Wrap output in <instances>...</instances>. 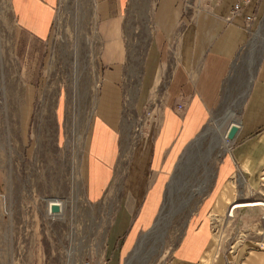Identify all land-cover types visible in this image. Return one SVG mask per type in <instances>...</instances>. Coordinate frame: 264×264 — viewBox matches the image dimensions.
Wrapping results in <instances>:
<instances>
[{
  "label": "crops",
  "instance_id": "crops-1",
  "mask_svg": "<svg viewBox=\"0 0 264 264\" xmlns=\"http://www.w3.org/2000/svg\"><path fill=\"white\" fill-rule=\"evenodd\" d=\"M130 1H92L101 75L84 195L95 212L107 198L114 215L93 264H129L138 239L172 228L178 214H185L183 232L164 264H264V206H244L264 203V0H147L154 7L137 83L126 65L136 51L123 39ZM58 2L0 0L1 63L18 60L21 36L50 39ZM123 86H132L137 108L160 102L153 131L127 159L119 132ZM4 106L1 95L2 131ZM232 124L238 130L227 141ZM249 199L260 201L243 202ZM234 213L243 214V235L236 252H227L214 224L228 226Z\"/></svg>",
  "mask_w": 264,
  "mask_h": 264
},
{
  "label": "rangeland",
  "instance_id": "rangeland-1",
  "mask_svg": "<svg viewBox=\"0 0 264 264\" xmlns=\"http://www.w3.org/2000/svg\"><path fill=\"white\" fill-rule=\"evenodd\" d=\"M92 1L59 0L50 39L35 43L21 36L18 60L0 62L5 105L3 131L0 119V264H93L104 254L114 215L107 198L100 211L90 208L83 177L101 75ZM153 7V1L133 0L126 11L123 39L136 51L126 61L134 69L133 83L142 74L138 66L150 40ZM122 89L119 132L121 158L127 159L153 131L152 112L160 102L137 108L132 86ZM254 201L260 200L243 202ZM50 202L61 205L60 214L49 213ZM242 215L232 214L228 226L226 221L214 224L217 243L227 252H236L242 238ZM177 216L172 228L138 239L129 264H164L183 232L185 214Z\"/></svg>",
  "mask_w": 264,
  "mask_h": 264
},
{
  "label": "water",
  "instance_id": "water-1",
  "mask_svg": "<svg viewBox=\"0 0 264 264\" xmlns=\"http://www.w3.org/2000/svg\"><path fill=\"white\" fill-rule=\"evenodd\" d=\"M238 127L235 124H232L226 133V140L232 141L237 133ZM62 211L61 205L56 202L49 204V213L52 215H58Z\"/></svg>",
  "mask_w": 264,
  "mask_h": 264
},
{
  "label": "built area",
  "instance_id": "built-area-1",
  "mask_svg": "<svg viewBox=\"0 0 264 264\" xmlns=\"http://www.w3.org/2000/svg\"><path fill=\"white\" fill-rule=\"evenodd\" d=\"M240 10V7H239V5H235L234 6V8H233V11H232V13H237L238 11ZM251 20V18L250 17H247L246 18V21H250ZM261 205H263L264 206V203H260Z\"/></svg>",
  "mask_w": 264,
  "mask_h": 264
},
{
  "label": "bare ground",
  "instance_id": "bare-ground-1",
  "mask_svg": "<svg viewBox=\"0 0 264 264\" xmlns=\"http://www.w3.org/2000/svg\"><path fill=\"white\" fill-rule=\"evenodd\" d=\"M226 137V136H225ZM52 202H50L49 204H51ZM57 203V202H56ZM256 205H260V203H251V204H245L244 206H256ZM239 206H243L242 205H235L234 207H239ZM231 213V212H230Z\"/></svg>",
  "mask_w": 264,
  "mask_h": 264
}]
</instances>
